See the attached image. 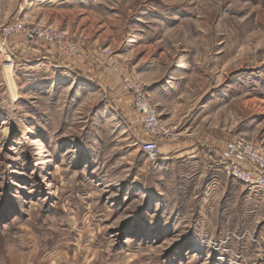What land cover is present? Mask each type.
<instances>
[{
  "label": "rangeland",
  "instance_id": "obj_1",
  "mask_svg": "<svg viewBox=\"0 0 264 264\" xmlns=\"http://www.w3.org/2000/svg\"><path fill=\"white\" fill-rule=\"evenodd\" d=\"M0 11L86 54L0 39V260L23 249L42 264L63 251L93 264H264V196L216 156L234 138L264 148V0H0ZM126 76L215 157L166 147L150 161Z\"/></svg>",
  "mask_w": 264,
  "mask_h": 264
},
{
  "label": "built area",
  "instance_id": "obj_2",
  "mask_svg": "<svg viewBox=\"0 0 264 264\" xmlns=\"http://www.w3.org/2000/svg\"><path fill=\"white\" fill-rule=\"evenodd\" d=\"M0 39L5 45L10 41L9 39H24L27 44L43 41L60 54L76 56L80 59L86 57L84 51L68 44L65 35L60 31L42 26H26L19 22L6 25L3 23L1 11ZM123 84L127 103L139 124L138 137L141 150L150 161H156L161 155L163 145L176 140L177 133L162 123L150 92L140 82L126 76ZM216 156L229 177L264 196L263 147L242 138H234L225 141Z\"/></svg>",
  "mask_w": 264,
  "mask_h": 264
},
{
  "label": "crops",
  "instance_id": "obj_3",
  "mask_svg": "<svg viewBox=\"0 0 264 264\" xmlns=\"http://www.w3.org/2000/svg\"><path fill=\"white\" fill-rule=\"evenodd\" d=\"M72 65L78 66L77 63H74V64L72 63ZM72 65L66 64V68L67 69L72 68L71 69L72 71H74V70L77 71L78 69L80 70V68L83 67L82 64H79L80 67H77V68L71 67ZM131 112L129 113L130 116H132ZM197 140L198 139L194 138V136L191 134L180 133L174 142H168V143L164 144L162 149L166 148V147L169 149L172 148L171 149L172 152H180L181 153L180 156H184L185 158H189V159H193V157H195V156H200V157L204 156L206 159H210V160L213 159L215 157L213 152L206 151V148L202 149V147L199 144L202 141H197ZM162 149H161V151H162ZM167 152H170V150H167ZM87 236H88V234H87ZM85 248H90V246L87 245ZM14 252L15 253H10L4 260H0V264H42V261H39L36 259L34 261H32L33 259L31 258V256L27 255L26 250L24 251L23 249H18ZM63 253L64 254L61 256H63L65 259H60V260H58V262L55 261L54 262L55 264H93L91 261L92 258L89 257V254H91L89 252H88V254H86L85 257H83L82 260H76V261L72 260L73 262H71V260H70L71 255L69 254L68 251H63ZM73 256L75 257V253ZM86 257H87V259H86Z\"/></svg>",
  "mask_w": 264,
  "mask_h": 264
},
{
  "label": "bare ground",
  "instance_id": "obj_4",
  "mask_svg": "<svg viewBox=\"0 0 264 264\" xmlns=\"http://www.w3.org/2000/svg\"><path fill=\"white\" fill-rule=\"evenodd\" d=\"M6 129H5V134L7 135L11 130H12V123L11 120H9L8 123H4Z\"/></svg>",
  "mask_w": 264,
  "mask_h": 264
}]
</instances>
